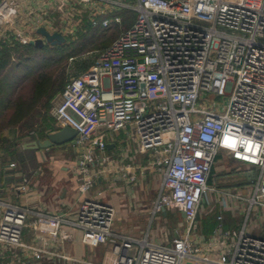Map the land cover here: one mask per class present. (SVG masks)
<instances>
[{
    "label": "built area",
    "instance_id": "obj_1",
    "mask_svg": "<svg viewBox=\"0 0 264 264\" xmlns=\"http://www.w3.org/2000/svg\"><path fill=\"white\" fill-rule=\"evenodd\" d=\"M76 1L90 11L94 27L121 25L113 12L137 15L90 69L67 82L53 110L58 131L67 126L78 133L69 145L79 151L74 171L82 201L74 218L57 213L42 220L38 213L29 224L28 208L0 200V245L39 260L46 251L25 243L24 232L54 222L110 245L115 264H264V240L247 231L252 209L264 210V0ZM12 4L0 0V24L12 17ZM223 97L224 105L215 101ZM122 140L153 157L120 170L130 183L138 180L134 169L142 178L147 172L160 178L154 214L176 209L185 215V230L176 229L171 243L116 233V207L91 196L104 172L96 166L106 167L113 160L109 145ZM220 152L253 167L250 196L209 185ZM31 191L24 178L20 192ZM209 192L223 205H246V221L226 230L219 215L210 238L195 240Z\"/></svg>",
    "mask_w": 264,
    "mask_h": 264
},
{
    "label": "crops",
    "instance_id": "obj_2",
    "mask_svg": "<svg viewBox=\"0 0 264 264\" xmlns=\"http://www.w3.org/2000/svg\"><path fill=\"white\" fill-rule=\"evenodd\" d=\"M57 131L56 127L54 130L48 132V135ZM67 146L61 148H66ZM69 146L73 152V157L70 160L61 162L54 160V157H46L37 169L30 170L29 172L22 170L17 162L0 165V200H6L28 208L30 210L27 221L29 224L39 219L36 215L38 213L44 216L40 218L42 220L57 213H66L68 217L74 218L82 201V197L78 192V182L74 171L79 151L71 145ZM128 146L127 142L122 140V143L119 142L116 146L113 145L112 148H108L106 154L111 156L113 160L106 167L101 165L96 166L97 170L102 168L104 172L99 175L97 185L91 192V196L116 207L117 212L114 222V231L116 233L132 236L137 239L149 234L151 240L160 241L164 244L171 243L175 237L176 228L168 230L167 226H153L157 215L164 213L165 217H167V211H169H162L157 214L153 212V203L159 196L160 178L150 172H147L146 177L142 178L140 170L134 169L138 180L136 183H130L120 170L126 164H131L135 167L137 164H145L144 160L139 157V153L134 151L133 147L128 149ZM51 150L46 151L50 152ZM125 152H127V157H125ZM224 154L226 155V153ZM224 158L229 162H233L232 167L242 170L241 175L237 178L238 182L232 183L229 188L249 195V186L252 185V179H254L253 167L236 161L229 155L228 157L224 156ZM11 163H15L16 167L10 168L9 165ZM216 164L213 169L212 180L214 178H222L221 176L224 174L227 177L232 175L231 171L233 172L234 170L232 167L231 171H228L230 167L220 166L218 168ZM24 178H28L30 186L32 185V191L28 194L20 192ZM146 183L148 184L145 187ZM154 189L158 192L157 197L156 195L151 196V192H149V190ZM245 209L246 205L243 203H235L230 206L232 215L241 210L245 211ZM262 212L254 218L255 220L251 223L250 229L247 226V231L253 236L256 233L258 234V232L264 233V210ZM179 214L184 219L183 213L179 212ZM217 218L213 217L215 225L213 228L208 229L207 236L202 237L205 240L210 238L217 228ZM223 220L226 230H238L242 227L233 220L232 216L228 220L223 217ZM203 221L204 225L205 220ZM207 226H211V223H208ZM62 231L71 235L70 240L63 241L61 239L60 232ZM23 238L25 243L44 249L46 253L43 257L38 260L31 252L12 249L7 245H0V264L116 263V257L110 245L97 244L93 240L87 239L83 232L54 222L50 223L49 228L42 224L39 231H34L31 227L28 228L24 232Z\"/></svg>",
    "mask_w": 264,
    "mask_h": 264
},
{
    "label": "rangeland",
    "instance_id": "obj_3",
    "mask_svg": "<svg viewBox=\"0 0 264 264\" xmlns=\"http://www.w3.org/2000/svg\"><path fill=\"white\" fill-rule=\"evenodd\" d=\"M12 2V9L13 14L12 17L8 22H4L0 24V39L2 37H10L12 39H19L18 35H21L25 40H28V43L22 44H29L30 41L39 39L40 36L37 34V30L41 27L45 28L48 32H60L69 39L68 43L77 42L80 33L85 32L90 22V11L82 8L78 5L76 0H9ZM116 12L110 13L109 16L112 17ZM92 25V24H91ZM92 27H94L92 25ZM97 28V27H94ZM114 30L107 32L105 36H102L101 41H106L109 39L114 38L115 40ZM113 40V41H114ZM19 41V40H18ZM100 41V42H101ZM49 45V44H48ZM51 46V45H50ZM101 49L96 48L94 50H88L87 52L81 54L78 58L70 59L68 61V70L69 78L76 75L80 72L79 63L83 61H91L96 62ZM54 69V68H53ZM87 71V70H86ZM85 72V71H84ZM57 73V72H55ZM83 73V72H82ZM80 72V74H82ZM7 74V72H6ZM79 74V75H80ZM78 75V76H79ZM68 78V79H69ZM8 82L10 84V93L12 94L13 98L19 96H26L29 97L30 89L33 83V77H29L26 79H21L19 77H14V73L8 71ZM60 92L54 97L51 101V107L49 111L45 108L41 107V115L36 116L32 127L30 128H21L18 127H0V165L6 164L10 162H17L19 167L22 168L25 172H29L30 170H35L38 166L41 165L42 161L46 157H54V160H58L61 162H65L70 160L73 157L72 148L68 145L66 148L61 147H54L51 148L50 152L46 150H29L23 148L25 144L31 143L35 140H32V136L38 135L40 131L45 128V119L50 118L52 122L55 124L56 120L53 116V110L58 102ZM228 97L223 98H216L215 101L224 105L227 101ZM47 117L45 118V116ZM6 139V140H5ZM11 145H13L11 147ZM138 144L133 142V150L137 151ZM8 149L15 151V155L8 154ZM225 157L228 155L224 154V152H220L217 160L216 165L219 168L220 166L223 167H230L228 171H231V167L233 166V162H229L226 160ZM139 157L144 160L146 163H150L153 157H149L147 154L142 155L139 154ZM229 159V158H228ZM242 164V163H241ZM247 165V164H246ZM234 170L231 171V176L227 177L225 174L222 175V178H213L209 185L215 186L218 188H225L230 187L232 183H237L238 176L241 175V169L232 167ZM220 174V172H218ZM148 183L145 184V187ZM249 196L252 193L253 186H249ZM151 192V196L157 197L158 192L156 189L149 190ZM157 193V194H156ZM110 195V194H109ZM218 196L214 193H208L205 196L204 203L200 210V215L198 218V228L195 229L192 233L193 239H198V237H205L207 236L208 229L213 228L215 225V219L222 215L224 218L229 219L232 216L233 220L243 226L246 221V215L248 213V209L246 208L245 211L241 212L238 211L234 215L230 211V206L226 204L223 205L220 201H218ZM107 201V200H106ZM147 202V200H146ZM227 211V212H226ZM229 211V212H228ZM263 213L261 209L254 208L250 214V220L248 221V228L250 229L251 223L255 220L254 218L257 217L259 214ZM167 217H165L164 213L161 215H157L154 219L153 226H167L168 230H174L175 228L180 230V232H184L186 223L184 219L181 218L179 211L176 209H172L167 211ZM215 219L213 220V217ZM203 220L205 223L203 225ZM232 220V219H231ZM208 223H211V226H207ZM224 223V220H223ZM204 233H203V230ZM205 228V229H204ZM173 233V231H172ZM261 237L264 240V233H256L255 236ZM209 239V238H207ZM215 248V246H213Z\"/></svg>",
    "mask_w": 264,
    "mask_h": 264
},
{
    "label": "trees",
    "instance_id": "obj_4",
    "mask_svg": "<svg viewBox=\"0 0 264 264\" xmlns=\"http://www.w3.org/2000/svg\"><path fill=\"white\" fill-rule=\"evenodd\" d=\"M114 16L121 17V25L112 24L110 28L103 29L102 27L94 28L88 23L86 31L80 33L77 42L68 43L69 39L66 38V43L62 45L46 44L41 49L30 44H22L17 39L2 37L0 39V127H32L35 117L41 115L40 108L43 107L49 111L51 101L63 90L67 82L94 65L91 61L79 63L80 72L69 78L68 61L78 58L88 50L107 48L120 36L122 31L135 23L137 17L130 11L116 12L112 15ZM111 30H114L116 34L115 40L112 38L101 41V37ZM8 71L13 72L14 77L21 79L33 77L29 97H12L7 80ZM45 120V128L38 135L32 136V140H44L48 132L56 128L50 118ZM8 150V154H16L15 151Z\"/></svg>",
    "mask_w": 264,
    "mask_h": 264
},
{
    "label": "water",
    "instance_id": "obj_5",
    "mask_svg": "<svg viewBox=\"0 0 264 264\" xmlns=\"http://www.w3.org/2000/svg\"><path fill=\"white\" fill-rule=\"evenodd\" d=\"M37 34L40 36L39 39L30 41V45L36 48H43L46 44L51 46L62 45L66 43V37L60 32L50 33L45 28L41 27L37 30ZM77 131L70 127H63L61 130L49 134L44 140H36L31 143L23 145L25 149L29 150H49L54 147H64L69 144H75L77 138ZM113 145H109L112 148ZM254 179H252V182ZM185 218V215L183 214Z\"/></svg>",
    "mask_w": 264,
    "mask_h": 264
}]
</instances>
